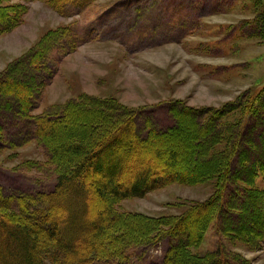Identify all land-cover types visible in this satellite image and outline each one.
<instances>
[{
	"label": "trees",
	"instance_id": "obj_1",
	"mask_svg": "<svg viewBox=\"0 0 264 264\" xmlns=\"http://www.w3.org/2000/svg\"><path fill=\"white\" fill-rule=\"evenodd\" d=\"M40 1L62 17L95 2ZM26 9L0 0V35ZM262 15L255 22L264 37ZM69 31L48 29L0 71V149L33 141L55 176L49 189L0 183V264H130L163 241L161 259L150 264H251L222 245L196 249L213 227L232 245L264 251V79L219 107L175 99L130 108L78 94L33 114L55 68L51 55L79 45ZM172 184L209 185L211 193L202 203L179 202L177 215L120 210V201Z\"/></svg>",
	"mask_w": 264,
	"mask_h": 264
},
{
	"label": "rangeland",
	"instance_id": "obj_2",
	"mask_svg": "<svg viewBox=\"0 0 264 264\" xmlns=\"http://www.w3.org/2000/svg\"><path fill=\"white\" fill-rule=\"evenodd\" d=\"M16 2L27 9L20 25L0 35V71L50 28L70 26L79 44L66 56L51 55L50 66L57 68L33 114L78 94L115 97L130 108L165 107L175 99L219 107L247 88H259L264 79V37L258 34L263 27L255 22L258 14L264 16V0H95L84 10L70 9L68 17L40 0ZM46 158L33 141L0 149V183L51 188L54 169ZM210 193L209 185L172 184L119 206L146 216L177 215L179 202L202 203ZM220 245L251 264H264L263 250L232 245L213 227L196 251ZM167 246L163 241L130 264L159 261Z\"/></svg>",
	"mask_w": 264,
	"mask_h": 264
},
{
	"label": "bare ground",
	"instance_id": "obj_3",
	"mask_svg": "<svg viewBox=\"0 0 264 264\" xmlns=\"http://www.w3.org/2000/svg\"><path fill=\"white\" fill-rule=\"evenodd\" d=\"M191 3V2H190Z\"/></svg>",
	"mask_w": 264,
	"mask_h": 264
}]
</instances>
